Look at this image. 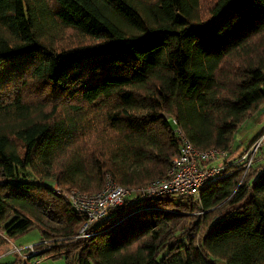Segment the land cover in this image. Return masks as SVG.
<instances>
[{
  "label": "trees",
  "instance_id": "obj_1",
  "mask_svg": "<svg viewBox=\"0 0 264 264\" xmlns=\"http://www.w3.org/2000/svg\"><path fill=\"white\" fill-rule=\"evenodd\" d=\"M263 103L264 0H0V245L38 229L37 256L65 264H264L249 146L199 199L126 200L90 234L42 182L97 192L110 173L136 190L179 152L172 117L231 156Z\"/></svg>",
  "mask_w": 264,
  "mask_h": 264
},
{
  "label": "built area",
  "instance_id": "obj_2",
  "mask_svg": "<svg viewBox=\"0 0 264 264\" xmlns=\"http://www.w3.org/2000/svg\"><path fill=\"white\" fill-rule=\"evenodd\" d=\"M172 121L180 139L179 152L173 156L165 176L154 178L136 190L117 182L110 173L106 175L103 188L97 192H86L78 188L63 190L55 180L42 179L43 183L64 194L72 206L85 216L81 228L83 234H90L91 232L87 231L91 224L106 220L111 209L122 205L126 200L136 202L162 195L199 199L203 187L222 176L225 164L221 161L229 157L231 151L217 147L202 149L196 146L179 126L175 117H172ZM263 138L264 135L259 137L243 155L247 159L246 167L255 160L256 153L263 144ZM8 242L10 244L5 254L11 259H20L26 264L41 263L39 255L37 256L38 249L33 243L18 245L9 236Z\"/></svg>",
  "mask_w": 264,
  "mask_h": 264
},
{
  "label": "rangeland",
  "instance_id": "obj_3",
  "mask_svg": "<svg viewBox=\"0 0 264 264\" xmlns=\"http://www.w3.org/2000/svg\"><path fill=\"white\" fill-rule=\"evenodd\" d=\"M262 130H264V103L261 105L259 110L253 116L246 119V121L243 123V125L241 127H239V129L236 131L235 137H234V144H235V146H237L238 144H241V148L239 150H237L236 152H233L231 154V156H229L227 158L230 160H234L235 156L239 155V152L244 151L245 149H247L248 146L250 148L252 146V145L250 146L251 142L254 141L256 136ZM263 149H264V138H263ZM256 155L257 156L259 155V157H257L255 164L264 161V153H262L261 150L259 152H257ZM227 158H226V160H227ZM221 162L224 163L223 160ZM39 237H40V232L38 231V229H34L30 233L21 237L19 240L15 241V243L16 244L23 243L24 245H26V244L33 243ZM8 247H9V245H4L3 247H1L0 248V254L2 251H5V250L7 251ZM7 257L8 256H6V258ZM38 258L41 259L40 264H65V260H64L63 256L52 259V258L47 257L46 255H42V256H39ZM219 263L224 264V261L220 260Z\"/></svg>",
  "mask_w": 264,
  "mask_h": 264
},
{
  "label": "crops",
  "instance_id": "obj_4",
  "mask_svg": "<svg viewBox=\"0 0 264 264\" xmlns=\"http://www.w3.org/2000/svg\"><path fill=\"white\" fill-rule=\"evenodd\" d=\"M231 161H234V160H231ZM223 162H225V159L223 160ZM10 243L8 242V243H5V244H3V245H0V248L1 247H3L4 245H9ZM6 253V250L5 251H2L1 252V254H0V256H2V255H4ZM8 255V254H7ZM9 256V255H8ZM10 257V256H9Z\"/></svg>",
  "mask_w": 264,
  "mask_h": 264
}]
</instances>
